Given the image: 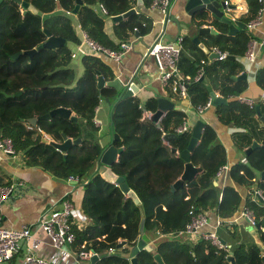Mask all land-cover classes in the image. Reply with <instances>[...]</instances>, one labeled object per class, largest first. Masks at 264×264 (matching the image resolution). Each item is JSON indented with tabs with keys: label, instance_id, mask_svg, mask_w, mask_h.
<instances>
[{
	"label": "trees",
	"instance_id": "1",
	"mask_svg": "<svg viewBox=\"0 0 264 264\" xmlns=\"http://www.w3.org/2000/svg\"><path fill=\"white\" fill-rule=\"evenodd\" d=\"M25 1L27 9L15 0L0 2V137L11 138L15 152L21 155L25 165L39 166L59 178L73 176L77 184L83 186L80 208L87 221L85 226L75 227V239L70 247L75 251L89 248L98 253L94 260H86V264H130L131 247L142 237L151 243L152 249L138 250V264H158L154 252H159L166 264H262L258 243L232 245V263L227 259V251L216 248L209 240L200 238L193 242L178 233L190 219V210L194 213L214 210L226 219L241 203L242 196L235 186L226 184L220 189L213 183L226 162L225 147L217 140L214 127L204 123L199 141L190 152L189 160L202 167L195 182H185L171 189L184 168L185 160L179 151L186 148L191 136L190 129L180 133L175 130L185 118V112L173 107L162 116L158 126L150 117H141L144 110H156V97L150 96L144 102L138 94L118 99L115 87L98 88L97 70L105 80L115 75L100 54L76 50L81 38L73 26L75 0ZM150 1L142 0L143 6L148 8ZM99 2L106 7V15L112 16L135 6L136 0H82L75 13L79 25L100 44L118 48L122 40L130 39L136 32L142 35L150 31L152 19L138 10L114 22L118 38L115 42L104 29L103 15L94 9ZM247 2L248 10L241 16L244 22L254 17L260 6L258 0ZM57 8L60 10L56 11ZM67 9L72 13L66 14ZM203 22L206 21L197 24ZM210 23L218 32L199 35L209 50L216 46L227 54L243 55L254 37L246 27L228 34L226 23L214 18ZM44 28L62 36L65 42L57 47L41 46L29 56L23 50L46 39ZM188 48L193 49L194 58L186 55ZM17 51L22 52L12 57ZM205 58L208 53L191 37L183 36L177 66L182 75L190 76L187 94L191 103L194 106L205 103L210 97L207 88L210 84L226 98L216 105V113L224 123L233 125L237 145L247 147L255 139L261 143L245 154V159L233 163L230 174L237 183L250 189L244 207L250 208L256 222L261 223L258 239L264 245V201L254 193L255 189H261L264 195V179L255 183L264 169V121L257 115L255 105L259 104L264 115V99L249 103L239 98L248 86L245 79L233 77L243 70L239 60L225 57L201 63ZM201 66L203 79L199 80L195 75ZM174 77L165 86L169 96L175 95L171 89ZM254 82L264 90V65L257 69ZM17 91L20 92L16 94ZM106 96L112 100L110 130L120 136L114 144L123 146L111 167L124 176L143 205L142 232L139 231L142 217L139 204L126 196L118 184L96 172L104 145L99 141L93 117L96 106ZM57 106L70 107L78 119L55 113L49 118L37 119L35 124L29 121L30 117L47 113ZM29 123L33 127L28 128ZM37 126L56 141H62L64 134L73 138L81 136V140L62 151L43 140ZM167 133L177 136L165 142L163 136ZM121 239L126 243L118 247ZM111 247L115 248L113 252H109Z\"/></svg>",
	"mask_w": 264,
	"mask_h": 264
},
{
	"label": "crops",
	"instance_id": "2",
	"mask_svg": "<svg viewBox=\"0 0 264 264\" xmlns=\"http://www.w3.org/2000/svg\"><path fill=\"white\" fill-rule=\"evenodd\" d=\"M184 4L185 0H173L170 9V16L173 14L179 18L181 22L188 23L191 17L186 12ZM135 6L136 11L143 10L146 15L152 19V27L150 31L145 34H138L137 37L135 33V35L131 36L129 39L131 41V47L125 51L119 59H113L107 55L94 52L83 41H81V43L77 46L76 50L84 53L100 54L103 57V60L110 66L115 77L120 79L123 85L128 84L130 81H134L140 86L135 93L140 96L142 102H144L150 96L157 98V96L165 95L168 97L174 102V107L185 112V119L190 125V130L193 124L198 120L208 123L214 127L217 134V140L225 147L226 162L223 164V167L218 170L213 183L220 189H222V187L226 184L235 186L240 192L242 199L236 211L231 217L226 219L218 216L214 210H206L209 218V224L213 226L214 222L218 218L223 221L220 225L213 226L212 229L215 228L219 237L223 238L226 243L231 245V247L232 245H236L240 242H255L260 245L261 249H263L264 245L261 244L258 239V228L256 225L251 224L248 219L242 215L245 197L250 189L247 185L237 183L230 174L231 165L239 160L245 159V149L248 146L243 148L239 147L234 138L235 132L233 125L226 124L219 118L218 114L216 113V105L221 102L217 104H213L211 102V104L202 112H198L196 107L191 103L188 94L187 96H180L176 93L172 96L167 95L165 87L162 85L158 77V68L155 58L153 55L147 53V49L149 44L156 37V34L159 32H163L161 36L163 41H170V37L174 36L177 32L176 23L173 20L168 19L164 25L160 22L161 16L157 9L145 8L143 3L142 5H137V2ZM59 10L60 8L56 9V11ZM247 10V0H228V4H225L224 8V12L236 16V19L234 20H242L241 16H243ZM72 17L75 31L80 36L81 28L79 26L77 15L74 13ZM103 17L105 21L104 29L106 33L112 40L115 42L118 41L113 28L115 21L112 19L111 15L104 14ZM212 20L213 18L209 16L207 20H205L206 22H203L202 24H211L215 28V25L210 23ZM190 31V28L187 30L182 28L179 35H187L192 37L195 32L190 33ZM252 34L256 39L255 59L248 62L245 61L243 55H231H234V58L243 64V70H241L240 73L242 71L246 72V77L240 79H245L248 82V86L241 93V96L246 97L249 101H257L264 99V90H261L254 82L257 69L264 65V50L259 43L261 37L264 35V14L262 17V22L252 30ZM185 53L191 58H194L193 49H185ZM213 58L214 57L209 58L208 56L207 59L205 58L203 64L209 63ZM144 74L147 75L143 77L142 75ZM239 74H235L233 77L238 78L237 76ZM212 90L217 95L223 97L225 101L226 98L222 96L221 93L214 89ZM111 108L112 100L110 99V102H108L105 100V98H103L96 106L95 115L93 117V120L98 121V123L95 121L94 123L98 127V133L100 135L99 141L104 146L110 142L112 137V132L110 130ZM106 118H108V121ZM256 141L260 143V141ZM259 174L257 175V178H259ZM260 180L263 179H255V183H258ZM7 182L15 183L13 191L0 204V212L3 216L2 224L7 227L18 228L23 224H32L38 219L45 209L52 206L60 207L62 203L61 200L63 198L70 199L78 207L81 205L83 196L82 185L77 184V182L72 183V180L69 178L65 179L53 176L39 166L25 165L19 153L4 154L0 152V184H5ZM257 190L258 189H255L254 193L259 199ZM34 230V236L40 240L39 246L36 249L37 254L46 258H51L54 264H76L77 256L75 253H73V251L56 250L51 245L50 237L43 231L42 228L37 226L34 227ZM183 237L190 241H192V238L195 241L200 239L199 237L191 235H183ZM69 248L70 247L68 246L67 249ZM25 252L26 249L23 247V249H20L9 262H5L3 264H13V262L16 264H24L23 255ZM263 253L264 249L262 250V254ZM83 261L86 262L85 259H80L81 263H83Z\"/></svg>",
	"mask_w": 264,
	"mask_h": 264
},
{
	"label": "built area",
	"instance_id": "3",
	"mask_svg": "<svg viewBox=\"0 0 264 264\" xmlns=\"http://www.w3.org/2000/svg\"><path fill=\"white\" fill-rule=\"evenodd\" d=\"M173 0H151L149 3V9H157L160 12V22L165 24L169 19L170 9ZM260 6L257 10V13L254 17L245 22V27L248 31L252 30L262 22V17L264 14V0H258ZM225 4H228V0H224ZM94 9H97V12L104 15L107 13L106 7L102 3H97L94 5ZM66 14H71V10H65ZM231 19H236L235 15H230ZM80 26V25H79ZM81 28V27H80ZM163 32H159L158 35L153 39L149 44L147 53L154 56L157 68H158V77L162 85L165 87L169 79L175 75L171 83V89L174 93L180 96H187V82L190 78L188 75H182L179 72L177 62L179 59L180 51L183 47V35H178L176 40L173 41H163L162 35ZM138 37V36H137ZM81 41L85 42L92 51L102 53L113 59H119L125 51L131 47V41L122 40L118 48H109L100 44L95 39L91 38L85 30L81 28L80 31ZM260 45L263 47L264 44V35L260 39ZM255 44L256 39L252 37L248 42V47L243 54L245 61H253L256 57L255 54ZM211 50L218 52L217 58H225L227 56V51H222L216 46ZM264 50V48H263ZM201 63H204V59H201ZM203 67L201 66L195 75V78H199L202 75ZM127 88H130L129 84ZM136 91L132 92V95H135ZM241 100L248 101L246 97L239 96ZM212 102V97H209L208 100L203 104L196 105V110L202 112L206 107H208ZM152 114L150 110H144L142 113V118H148ZM96 123L98 121L94 120ZM28 128L33 127L32 124H27ZM43 136L51 139L49 133L45 132L40 126L36 127ZM190 128L188 121L184 118L183 121L176 127V132H184ZM0 152L4 154H16L13 147V143L10 137L4 136L0 137ZM221 166L220 168H222ZM70 180L77 179L73 176L68 177ZM15 187L14 182H7L5 184H0V204L10 195ZM257 194L263 197L262 190L258 189ZM264 199V197H263ZM60 207H49L45 209L38 219L32 224H23L18 228H11L4 226L2 224V213L0 212V264L9 262L12 257L20 250L25 247L26 252L23 255L24 264H54L51 258L43 257L36 253V249L39 246L40 240L34 236V227L39 226L43 231L50 237L51 245L59 251H73L77 256L76 264H86L81 263L80 259L88 260L92 255L98 253L92 249L81 248L79 251L73 250L70 245L75 239V227L81 228L86 225L85 215L82 213L80 207L75 205L70 199L63 198L61 200ZM190 212V219L186 222L185 227L179 230V234L182 235H191L199 238H204L209 240L216 248L225 249L227 254L231 252V245L222 242L221 238L217 234L213 226L220 225L223 221L218 218L214 222L213 226L209 224V218L206 211H199L194 213L192 210ZM242 215L248 219V221L255 225L256 220L253 211L244 207L242 209ZM210 226V227H209ZM67 243L69 245H67ZM85 242L82 244L84 246ZM69 246L70 248L67 249ZM114 247L109 248V252H113Z\"/></svg>",
	"mask_w": 264,
	"mask_h": 264
},
{
	"label": "water",
	"instance_id": "4",
	"mask_svg": "<svg viewBox=\"0 0 264 264\" xmlns=\"http://www.w3.org/2000/svg\"><path fill=\"white\" fill-rule=\"evenodd\" d=\"M16 2L20 3L23 9H27L28 7V2L25 0H15ZM1 2V0H0ZM82 0H75V5L73 7V13H76L78 11L79 5L81 4ZM137 5H142V0H136ZM184 8L186 12L190 15L191 19L189 20L188 23L181 22L179 18H177L175 15H171L169 17L170 20H173L176 23L177 26V32L174 36L170 37V40H176V37L180 34L182 28L185 30L189 29L194 30L195 33L191 37L192 41L197 43L206 53H208L209 58H217L218 57V52L209 50L208 47L204 44L203 41H201L199 35L204 34V33H217L218 30L214 28L213 25L211 24H197V22L201 20H206L203 16V14H208L210 17L220 20L224 23L227 24L228 26V34H233L235 33L236 30L239 28H245V22L242 20H232L231 16L229 13L224 12L225 4L223 0H185ZM136 11V6H133L129 8L128 10L112 15V19L114 21H117L120 18L128 16L130 13H133ZM167 22V21H166ZM165 22V24H166ZM164 24V25H165ZM196 29V30H195ZM47 37L44 41L39 43L37 46L23 50L25 53H27L29 56L32 55V53L37 49L40 48L41 46H47V47H57L62 45L65 42V38H63L60 35H54L51 33V31L47 30L44 28ZM136 35L138 36V32H136ZM158 33L156 34V36ZM162 35V33L160 34ZM22 51H17L14 54H12V57L18 56ZM227 57L229 58H234V55L228 54ZM147 74L142 75L145 77ZM238 78H245L246 77V72L242 71L238 76ZM203 76L201 75L199 77V80H202ZM129 84L130 88H127V85ZM128 84L123 85L120 79L118 78H113L111 80H105L103 75L100 73L99 70H97V86L100 88L101 86L104 85H110L115 87V89L119 92L118 99L121 98H126L128 96L132 95L133 91H137V89L140 87L137 85L134 81L128 82ZM207 88L210 92V96L212 97V103L217 104L219 102L224 101V98L221 97L220 95H217L211 88L210 84H207ZM157 90V89H156ZM20 91H17L19 93ZM9 95V93H7ZM117 99V100H118ZM105 100L110 102V98L108 96L105 97ZM116 100V101H117ZM115 103V102H114ZM174 107V102L170 100L168 97L165 95H160L157 96V107L154 112H152L150 118L156 122L158 126H160V119L161 117L170 109ZM255 110L257 115L260 117L261 120L264 121V115L261 114L259 104L255 105ZM55 113H61L66 117L72 118L74 120L78 119V116L71 110L70 107H65V106H57L55 108H52L49 112L37 115V116H32L29 118V121L32 124H35L37 119L39 118H49L51 115ZM204 122L201 120L196 121L193 126L191 127V136L189 139V142L186 146L185 149L179 151V155L185 160L184 163V168L180 176L171 184V189L177 188L179 186H182L185 182H190L194 183L195 182V177L196 174L199 173L202 170L201 166L194 165L190 160V152L193 149V147L198 143L199 138L202 133ZM177 136V134L174 133H167L163 136V139L165 142H168L170 138ZM64 139L62 141H56L53 139H49L45 136H43V140L45 141H50L57 149H60L62 151H65L68 147H70L73 143L79 142L81 140V136H77L75 138L73 137H68L67 135H63ZM119 140L120 136L117 132H112V137L110 142L103 147L98 160H97V165H96V172L100 173L103 178L110 182H114L115 184H118L119 187L121 188L122 192L126 196H131L134 201L139 204L141 208V214L142 217L140 219V224H139V231H143L144 227V210H143V205L135 193L133 189L129 187L127 182L124 179L123 175L117 174L113 171L111 165L117 160L118 155L121 153L123 150V146H117L114 144V141ZM261 145V143L257 142L254 140L250 146H248L245 149V153L247 154L249 151H251L253 148ZM172 150L177 151V149L172 148ZM259 179H264V169L260 172L259 178H256V180ZM77 179L72 180V183H76ZM259 199L264 200L263 197L260 195ZM256 227L259 228L261 227L260 222H256ZM221 238V237H220ZM222 242L224 243L225 240L221 238ZM126 243L125 239H121L118 243L117 246L120 247ZM67 245H69L67 243ZM146 248L148 250L152 249V245L150 242L145 240L144 238H139L136 242L135 245L131 247L130 250V264H138V259L136 256V253L138 252L139 249ZM154 259L158 264H166L165 261L163 260L161 254L159 252H154L153 254ZM97 257L96 254L91 256V260H94ZM262 257V264H264V253L261 255ZM227 259L230 260L232 263H234V255L233 252L231 251L229 254H227Z\"/></svg>",
	"mask_w": 264,
	"mask_h": 264
},
{
	"label": "rangeland",
	"instance_id": "5",
	"mask_svg": "<svg viewBox=\"0 0 264 264\" xmlns=\"http://www.w3.org/2000/svg\"><path fill=\"white\" fill-rule=\"evenodd\" d=\"M203 16H204L205 18H208V17H209L208 14H203ZM206 20H207V19H206ZM195 30H196V29H195ZM191 32L193 33V32H195V31H194V30H193V31L191 30L190 33H191ZM102 104H103V103H102ZM106 120L108 121V118H106ZM108 134H109V133H108ZM99 136H100V135H99V133H98V138H99ZM53 137H54V136H53ZM192 241H195V240L192 238ZM259 246H260V245H259ZM260 248H261V247H260ZM263 249H264V248H263ZM263 249H261V251H262ZM83 263H86V262L83 261Z\"/></svg>",
	"mask_w": 264,
	"mask_h": 264
}]
</instances>
